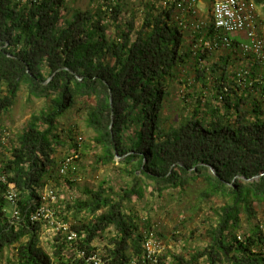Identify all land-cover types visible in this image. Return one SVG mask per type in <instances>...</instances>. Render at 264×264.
Masks as SVG:
<instances>
[{"label":"trees","instance_id":"16d2710c","mask_svg":"<svg viewBox=\"0 0 264 264\" xmlns=\"http://www.w3.org/2000/svg\"><path fill=\"white\" fill-rule=\"evenodd\" d=\"M121 1L104 0L95 11L76 10L67 18L66 0H0V117L22 86L47 102L16 144L7 146L0 126V255L12 248L8 264H86L80 250L98 253L105 264H130L145 253L147 231L159 240L160 235L149 221L138 225L125 203L142 200L147 188L183 192L199 181L203 198L224 199L206 231L208 245L187 257L164 254L162 264H264L261 226L237 234L243 218L250 224L255 208H264V60L235 46L206 47L220 36L212 24L196 32L184 29L173 6L162 7L159 0L149 1L136 29L133 18L122 21ZM110 25L113 38L106 34ZM179 68L195 74L187 86L195 106L176 125L167 124L162 111ZM76 100H93L86 125L102 149L96 163L109 165L118 157L130 166L122 171L129 181L119 193L103 181L96 190L85 189L84 199H57L54 217L69 224L72 217L78 240L71 245L56 232L49 255L40 246L46 227L30 218L46 180L56 174L72 186L78 178V167L74 174L58 172L64 158L78 154L74 132L66 136L69 144L56 132L58 119ZM65 144L70 155L58 161ZM9 189L18 192L19 221L6 200Z\"/></svg>","mask_w":264,"mask_h":264},{"label":"rangeland","instance_id":"374dc122","mask_svg":"<svg viewBox=\"0 0 264 264\" xmlns=\"http://www.w3.org/2000/svg\"><path fill=\"white\" fill-rule=\"evenodd\" d=\"M104 0H66L65 15L67 18L76 11H95ZM150 0H123L120 2L122 21L133 18L134 26L139 29L146 11V5ZM254 1V0H253ZM255 2V1H254ZM259 15L260 33L264 36V4L257 5ZM207 11L202 14H206ZM106 34L113 38L116 34L114 26L107 28ZM218 55V54H217ZM177 78L169 86V96L164 102L162 116L167 124L176 125L181 116H188L195 106V99L190 96L191 85L194 79V72L189 69L179 68ZM4 90L0 87V96ZM204 95L209 98V88L204 90ZM187 100V102H184ZM87 104L76 100L73 107L58 119L57 133L61 138L67 140V134L73 130V137L77 140L82 139L78 144V178L72 186H68L64 179H60L54 174V179L46 180V188L55 191L57 199L60 201L78 200L86 198L85 189L96 190L104 181L106 186L119 193L120 189L129 181V177L123 173L125 167H130L120 163L119 158L109 165H98L97 156L102 153L100 146L93 142L95 133L86 125ZM186 105H190L188 108ZM47 108V102L44 99H36L28 95L26 87L22 86L13 107L0 117V126L4 130V137L7 146L16 144V139L22 133L25 125L32 115H37L41 110ZM73 144V143H71ZM66 155H70L68 145L65 144L58 148L56 158L60 161ZM202 184L194 182L183 192L176 190H166L160 194L147 188L144 198L140 201L134 200L131 203H125V208L131 211L135 222L142 225V222L149 221L151 227H156L160 241L164 245V254L168 257L171 254H180L185 257L189 253L202 250L208 245L209 239L206 231L209 224L216 219L214 211L224 204V199L215 197L212 199L201 196ZM256 217L247 223L242 219L241 230L238 235L244 233L250 226L259 225L264 232V208L256 207ZM69 221L73 223L72 217ZM70 224V225H71ZM142 227V226H141ZM45 230V229H44ZM51 237L47 230L41 235L40 246L49 255H51ZM99 242V241H97ZM106 239L101 241L100 245L106 244ZM163 254V255H164ZM14 250L6 248L0 255V264H8L13 261Z\"/></svg>","mask_w":264,"mask_h":264},{"label":"built area","instance_id":"2783aa9c","mask_svg":"<svg viewBox=\"0 0 264 264\" xmlns=\"http://www.w3.org/2000/svg\"><path fill=\"white\" fill-rule=\"evenodd\" d=\"M201 0H159L162 7L170 8L173 6L175 19L186 29L189 27L192 31L204 29L210 22L215 31L220 36L214 37L205 42L204 45L209 48L232 49L233 46L244 54L253 56L260 62L264 60V36L260 33L259 15L256 3L253 0H207L205 4L206 14L199 8ZM82 142L81 138L77 143ZM4 144V140L1 141ZM77 155H70L63 159L59 165V175L66 176L67 172L74 174L77 171ZM1 180V177H0ZM40 205L31 216V222H41L46 227L49 236L56 232H62L66 235L69 244L75 245L78 240V234L71 230L69 223L58 221L54 216L52 205L57 201L56 193L51 188L41 191ZM18 192L15 189H9L6 193L7 202L13 207L12 219L19 221L20 215L16 210ZM156 228V227H154ZM240 240V236H238ZM145 253L142 258L133 261L130 264H162L160 257L164 254V245L157 238L156 232L152 229L145 233L143 243ZM78 256L86 264H105L98 253L85 254L84 251H78Z\"/></svg>","mask_w":264,"mask_h":264},{"label":"crops","instance_id":"0c3cea01","mask_svg":"<svg viewBox=\"0 0 264 264\" xmlns=\"http://www.w3.org/2000/svg\"><path fill=\"white\" fill-rule=\"evenodd\" d=\"M207 3V0H201L199 4V8L205 12V4Z\"/></svg>","mask_w":264,"mask_h":264},{"label":"water","instance_id":"95a60500","mask_svg":"<svg viewBox=\"0 0 264 264\" xmlns=\"http://www.w3.org/2000/svg\"><path fill=\"white\" fill-rule=\"evenodd\" d=\"M110 102H111V99H110ZM111 125H112V122L110 123V126H111ZM210 169H211V171H212V173H213V169H212V168H210ZM259 176H261V175H259ZM259 176L254 177V179L258 178ZM244 181L249 182V181H252V179H251V180H244Z\"/></svg>","mask_w":264,"mask_h":264}]
</instances>
